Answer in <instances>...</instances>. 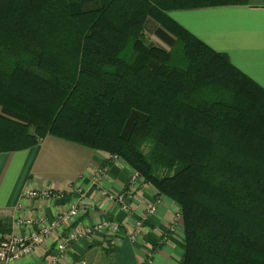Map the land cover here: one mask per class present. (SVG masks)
I'll use <instances>...</instances> for the list:
<instances>
[{"label":"trees","instance_id":"trees-1","mask_svg":"<svg viewBox=\"0 0 264 264\" xmlns=\"http://www.w3.org/2000/svg\"><path fill=\"white\" fill-rule=\"evenodd\" d=\"M249 3L0 0V153L116 156L180 206L181 264H264V89L169 16Z\"/></svg>","mask_w":264,"mask_h":264},{"label":"crops","instance_id":"crops-1","mask_svg":"<svg viewBox=\"0 0 264 264\" xmlns=\"http://www.w3.org/2000/svg\"><path fill=\"white\" fill-rule=\"evenodd\" d=\"M169 16L213 51L225 54L237 69L264 89V0H250L243 6L173 11ZM157 30V25L150 22L147 37H155L159 43ZM160 43L155 45L169 49ZM51 137L25 151L0 153V234L3 238L25 236L37 230L35 224L21 226V220L45 217L51 222L66 208L77 205L80 214L70 229H84L100 221L118 223L120 229L115 237L106 230L74 244L62 264H108V261L111 264H181L185 236L180 206L176 202L159 195L148 183L130 188L133 169L126 162L112 160L108 153L80 145L72 147V142L57 138L66 142L63 143ZM56 147L71 152L59 154L53 150ZM101 168L107 169L106 174L94 183ZM30 189L59 191L62 198H23L24 192ZM124 191L134 195L129 200L130 211L107 198L108 194ZM151 206L156 207V212L147 215L140 235L132 240L137 223ZM64 235L55 232L44 246L15 264H44L51 252L55 254L56 243Z\"/></svg>","mask_w":264,"mask_h":264},{"label":"built area","instance_id":"built-area-1","mask_svg":"<svg viewBox=\"0 0 264 264\" xmlns=\"http://www.w3.org/2000/svg\"><path fill=\"white\" fill-rule=\"evenodd\" d=\"M112 160H120L116 156H110ZM107 169L101 168L98 170L94 177V183L99 182L102 176H105ZM141 175L138 172L130 177L129 187L136 188L143 180H141ZM134 195L132 192H126L120 194H108L107 198L117 204H119L122 209L130 211L131 206L129 200H132ZM25 199H42V200H53L62 198V192L45 189V190H26L23 194ZM156 212V207L151 206L147 210V214L142 217V219L137 223L134 233L131 235V239L135 240L141 233L143 222L145 221L147 215L151 216ZM80 208L77 205L70 206L63 210L60 215L53 221H49L45 217H40L35 219L21 220L19 224H27L32 227L34 224L37 226V230L30 231L25 236L13 235L8 238H3L0 234V264H15L24 258L32 255L38 247L44 246L47 240L55 233L61 232L65 233L62 238H60L55 246V254L47 257L44 264H62L65 260L67 253L76 243H80L84 240L91 239L97 233H103L108 230L115 237L116 233L120 229V225L115 222L100 221L95 225L84 229H70L72 222L79 216ZM114 241H112V244Z\"/></svg>","mask_w":264,"mask_h":264},{"label":"rangeland","instance_id":"rangeland-1","mask_svg":"<svg viewBox=\"0 0 264 264\" xmlns=\"http://www.w3.org/2000/svg\"><path fill=\"white\" fill-rule=\"evenodd\" d=\"M148 40L151 42V43H153V44H159L156 40V38L155 37H151V36H148ZM153 41V42H152ZM160 45H161V43H160ZM52 139H54V140H56V141H60V142H63L62 140H59V139H57V138H54V137H51ZM52 139L50 140V141H52ZM50 141H48L47 143H49L50 144ZM63 143H66L65 141L63 142ZM68 143V142H67ZM70 145H72V147H78V145H75V144H72V143H70ZM79 147H81V146H79ZM87 149V148H86ZM54 150V152H56V153H59V154H61V153H65V154H67V152H71V150L70 149H60V148H57L56 147V149H53ZM87 151H89V149L87 150ZM111 156V155H110ZM121 160V159H120ZM135 170H133L132 171V173H131V176L130 177H132L134 174H135ZM140 174V173H139ZM142 178H141V180H143L142 181V183H146L145 182V180H144V177L143 176H141Z\"/></svg>","mask_w":264,"mask_h":264}]
</instances>
